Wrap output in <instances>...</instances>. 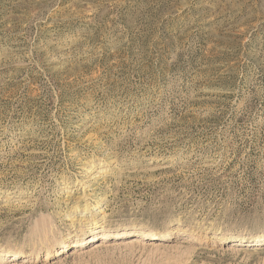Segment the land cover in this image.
Here are the masks:
<instances>
[{"label": "rangeland", "instance_id": "rangeland-1", "mask_svg": "<svg viewBox=\"0 0 264 264\" xmlns=\"http://www.w3.org/2000/svg\"><path fill=\"white\" fill-rule=\"evenodd\" d=\"M0 264H264V0H0Z\"/></svg>", "mask_w": 264, "mask_h": 264}, {"label": "bare ground", "instance_id": "bare-ground-1", "mask_svg": "<svg viewBox=\"0 0 264 264\" xmlns=\"http://www.w3.org/2000/svg\"><path fill=\"white\" fill-rule=\"evenodd\" d=\"M127 232H128V229L127 228H125V229H115V228H111V229H109L106 233H105V235H104V237L105 236H107L108 234H115L114 236H121V237H123V236H126V234H127ZM134 232H138L137 234H142V235H144V236H147V235H155L154 233H141L140 231H134ZM263 234H261V235H259V237L260 236H262ZM259 237H257V238H259ZM169 238H171V237H169ZM133 239H135V238H133ZM139 240V239H138ZM242 241H245V240H242ZM134 242V241H133ZM80 244V247H83L84 246V244H85V241H82V242H80L79 243ZM106 244V243H105ZM10 257H14V258H19L20 257V255L18 254V253H14V254H12V255H10Z\"/></svg>", "mask_w": 264, "mask_h": 264}]
</instances>
